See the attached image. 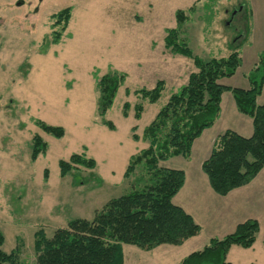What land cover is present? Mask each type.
I'll return each mask as SVG.
<instances>
[{
  "label": "rangeland",
  "instance_id": "374dc122",
  "mask_svg": "<svg viewBox=\"0 0 264 264\" xmlns=\"http://www.w3.org/2000/svg\"><path fill=\"white\" fill-rule=\"evenodd\" d=\"M196 1L0 0V230L5 238L2 250L11 253L18 249L19 264H37L38 232L52 237L72 219L92 221L96 211L130 189L135 178L125 179V172L131 157L148 147L141 139L145 128L172 91L186 84L197 70L193 60L170 55L164 43L167 29L177 26V11L188 12ZM196 5L182 32L193 55L206 61L227 57L233 40L247 28L243 71L264 52V0H200ZM67 7L73 8L68 28L59 45L49 46L55 22L51 16ZM110 68L128 76L105 116L113 130L102 125L98 116L94 78L95 70L102 76ZM159 80L166 88L156 104L137 96V91L152 90ZM239 82L237 78L223 81L226 85ZM228 98L224 93L222 107L230 118L217 123L203 140L235 129ZM139 102L144 104V112L137 119ZM125 104H129L127 115L123 113ZM34 119L64 128L65 135L57 139L44 133ZM134 134L139 141L132 138ZM35 135L48 143V149L33 161L31 140ZM199 144L191 163L177 157L160 166L183 170L187 179L197 169L205 176L201 170L205 156ZM83 153L96 161V168L78 167L62 178L60 161ZM261 182L256 181L252 188L264 196ZM191 193L185 195L186 207L201 233L181 246L161 245L149 252L122 245L124 264H179L191 253L202 251L212 238L227 235L229 228L216 223L213 214L220 204L211 202L205 193ZM181 196L174 199L175 204L182 203ZM220 200L236 213L234 202ZM201 201L210 205V212H205ZM244 213L250 215L239 212L232 225L254 216L260 232L254 247H233L228 261L264 264V199L245 206Z\"/></svg>",
  "mask_w": 264,
  "mask_h": 264
},
{
  "label": "trees",
  "instance_id": "16d2710c",
  "mask_svg": "<svg viewBox=\"0 0 264 264\" xmlns=\"http://www.w3.org/2000/svg\"><path fill=\"white\" fill-rule=\"evenodd\" d=\"M196 6L194 4L188 12L177 11V26L167 29L164 43L170 55L193 60L197 70L190 74L186 84L172 91L156 118L145 128L141 139L148 147L131 157L125 172V179L135 178L130 189L96 211L92 221L72 219L66 228L57 229L52 237L38 232L35 242L37 264H124L122 245L149 252L161 245L181 246L198 236L201 226L174 203L185 185V172L164 168L160 163L177 157L191 159L195 141L219 120L222 97L226 92L232 94L238 112L252 120L253 134L244 137L232 130L220 134L210 156L202 164V171L213 192L225 197L252 183L264 169V103L258 104L264 90V52L258 55L257 62L247 73V89L225 85L223 81L234 77L243 65L242 51L249 44V29L233 40L227 57L203 60L193 55L182 37L183 26L190 21ZM72 11V7H67L51 16L55 22L49 46L61 43ZM127 77L126 73L112 68L102 76L98 70L94 73L98 116L102 125L111 130L115 127L105 116L119 90L125 86ZM165 88L166 83L159 80L152 90L142 89L136 93L140 99L156 104ZM128 108L129 104H125L124 115ZM143 112L144 104L139 102L135 106V117L139 119ZM33 122L54 138L65 135L62 127L48 125L39 119ZM132 138L140 140L136 134ZM31 142V158L35 161L46 154L48 143L39 135ZM59 167L60 176L64 178L78 167L95 169L96 161L85 153L73 154L69 161H60ZM45 176L48 177L47 172ZM259 232V222L248 219L237 225L233 233L212 238L202 251L191 253L179 264H232L228 261L231 249L235 246L251 249ZM4 241L0 230V264H19L18 249L5 253L2 250Z\"/></svg>",
  "mask_w": 264,
  "mask_h": 264
},
{
  "label": "crops",
  "instance_id": "0c3cea01",
  "mask_svg": "<svg viewBox=\"0 0 264 264\" xmlns=\"http://www.w3.org/2000/svg\"><path fill=\"white\" fill-rule=\"evenodd\" d=\"M198 3H200V0H197L196 2H194V4H198ZM244 48H246V47H244ZM258 55L255 56V59H254L252 65L247 70L243 71V69H244L243 68L244 67V61H243V65L238 70V72L236 73V75L234 77H232L231 79H227L226 80V81H230V80H233L234 78H237L240 81L239 84L238 85H227V86L232 87V88L237 86V87H240V88L247 89L249 87V85H248V81L246 79V76H247V73L252 69V67L257 62ZM225 94H228L229 95V98H228L229 99V102H228L229 103V111L232 113V118L235 119V125L233 123H231V125L235 126L234 127L235 129H226L225 131H227V130H233L236 133H238V134H240V135H242L244 137H250V136H252V134H253V123H252V120L250 118H248V117H245V116L241 115L238 112V110L236 108V104L234 102V99H233V96H232L231 93L226 92ZM263 103H264V90H263L262 95L258 99V104L261 105ZM225 118H228L229 119L230 116H229V114H228V116L225 115V112H224V109H223L222 103H221V114H220V118L216 122V124L214 125V127L217 125V123H221V121H222L221 124H223L224 123L223 120ZM214 127H212L211 129L206 130L202 134V136L198 140L195 141V143L193 145V149H192V157H193V152H194V149H195V145H197V143H200L198 145V147L200 149V153L203 152L202 154L205 156L203 160L205 161L210 156L211 151H212V149L214 147V143H215L217 137L220 134L214 135L213 137L209 136L206 140H203V139H205L204 137H205L206 133H209V131H211L212 129H214ZM223 133H221V134H223ZM205 151L206 152L208 151V152L205 153ZM191 161L192 160L190 159L188 161V163H191ZM204 161L201 162V170H202V164H203ZM196 171L197 172L195 174H193L194 176L191 177V178H188V179H187V174L184 171L185 174H186V182H185V185H184V187L182 188V190L178 193V195L174 199H177L179 196L182 195L181 196L182 197V203H180L181 201H179L178 202V206L182 207L185 211L189 212L188 209H187V207H186L187 206L186 205L187 203H186V200H185V195L187 197L188 194H192L191 193V190H193L195 194H200V193L207 194L208 195V198H209V200L211 202H217L218 204H220V206H218L217 212L213 213V214L216 215L215 216V220L217 221L216 222L214 220L213 223L216 222V223H219V225H224L227 228H229V230L227 232V235L233 233L235 231L237 225L240 224V223H236L235 226L232 225V222H233L234 218L236 217V215H238L239 212H241V214L243 213L246 216L250 215L249 213H247V214L244 213V207L245 206H247V205L251 206L252 203L258 204L260 199H262V200L264 199V196L263 195L260 196L261 194L260 195L256 194V190H254L252 188L253 184L256 181H259V180L262 181L260 184H262L264 186V181H263L264 180L263 179V177H264V169L262 170V172L256 177V179L251 184H249V185H247L245 187L236 189V190L232 191L229 195H227L225 197H221V196L217 195L216 193H214L213 190L210 187V184L208 182L207 176L204 173L203 174L205 176L201 175L198 169ZM189 187H190V191H189ZM257 190H259V189H257ZM220 199H223L225 202H227V201L228 202H234L236 213H234L232 211V209L230 208V206L228 208V204H226L227 205L226 206L225 203L219 202V201H221ZM174 203H175V200H174ZM230 204L231 203H229V205ZM201 205L204 208L206 207L205 212H210L211 209H210V205L208 203H206V202L203 203L202 202ZM247 218H249V217H247ZM249 219H255V217L253 216V217H250ZM235 247H237V246H235Z\"/></svg>",
  "mask_w": 264,
  "mask_h": 264
}]
</instances>
